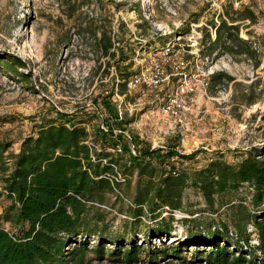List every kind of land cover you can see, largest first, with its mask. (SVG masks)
Instances as JSON below:
<instances>
[{
    "label": "rangeland",
    "instance_id": "1",
    "mask_svg": "<svg viewBox=\"0 0 264 264\" xmlns=\"http://www.w3.org/2000/svg\"><path fill=\"white\" fill-rule=\"evenodd\" d=\"M83 2L84 7L70 16L71 5ZM244 7L254 10L257 21H241L240 35L257 49L259 66L255 67L253 60L244 54L201 56L204 36L201 28L208 27L214 39L215 29L209 23H219L220 13ZM89 22L100 31L112 25L119 35L125 34L123 45L126 49L133 48L129 54L136 71L169 42L175 44L174 57L188 61L187 72L196 89L179 98L175 113L163 110V98L180 83L177 76L159 88H126L119 93L123 101L113 94L114 104L127 121L125 141L134 153L147 146L166 149L169 145L186 154L198 151L194 159L181 161V168L192 169L201 168L216 157L235 164L253 147L264 152V0H0V56L23 61L25 65L19 72L31 75L29 80L19 77L0 58V140L12 143L9 152H18L23 139L35 134L40 123L65 121L57 112L75 114L76 121L90 120L88 129L92 133L98 126L106 130L108 124L115 126L112 118H106L107 114L104 119L96 113L95 100L103 92L111 91L114 85V91H118L116 87L121 78L114 66L107 74L106 58L92 51L90 38L81 39L78 35L80 25L87 26ZM98 60L103 65L96 69ZM166 69L171 71L169 66ZM226 75L233 76L234 80L227 83ZM212 76H215L213 80ZM251 84L255 86L249 88ZM253 98L257 101L248 104ZM102 147L97 143L98 149ZM109 150L115 152V149ZM123 175L120 172L116 178L124 180ZM131 179L130 184H123L119 191L108 194L105 204L101 205L106 213L108 229L105 227V230L123 232L125 223L130 222L136 172ZM0 192H3L1 222L4 209L11 203L1 177ZM253 192L251 184L244 183L238 191L226 195L218 213H201L212 217V225L227 222L232 227L225 213L228 205L224 203L232 200L250 205ZM184 198L193 209L206 208L202 194L193 187L186 189ZM174 214L179 220L174 221L175 230L167 240L171 246H180L188 231L206 234V228H198L189 221L191 216L187 212ZM168 215L163 212V216ZM182 218L188 221L183 223ZM155 224L150 214L137 221L130 234L138 245L147 247L164 242L161 236L148 237V231ZM4 225L15 230L10 223ZM83 239L82 236L75 238L67 245L66 252L69 254ZM130 242L122 243L129 246ZM97 245L98 237L92 235L84 264H122L109 252L115 244H106L107 252L102 258L95 251ZM180 247L189 258L196 248H203L190 243Z\"/></svg>",
    "mask_w": 264,
    "mask_h": 264
},
{
    "label": "trees",
    "instance_id": "2",
    "mask_svg": "<svg viewBox=\"0 0 264 264\" xmlns=\"http://www.w3.org/2000/svg\"><path fill=\"white\" fill-rule=\"evenodd\" d=\"M84 5L85 2L71 5L69 15ZM233 11L220 13L219 23H209L215 29L214 39L208 27L201 28L204 32L201 56L244 54L257 67L260 64L257 49L240 35L241 21L256 22L257 16L250 7ZM120 24L124 26L125 23L121 21ZM93 25L90 22L87 26L80 25L77 33L81 39L90 38L92 51L106 58L104 69L107 74L115 67L121 78L116 89L123 93L127 79L137 72L129 54L133 48H125V34L119 35L112 25L101 31ZM0 58L10 72L31 79V75L19 72L25 65L23 61L7 56ZM98 63L96 69L103 65L101 60ZM233 80V76L226 75L227 83ZM101 83L103 86L104 82ZM254 86L251 84L249 88ZM114 90L115 85L107 94L103 92L100 100H95L96 113L104 119L107 114L106 118H112L115 123V126L108 124L107 130L98 126L92 133L88 129L90 120L76 121L75 114L57 112L65 121L40 123L35 134L23 139L18 152H9L12 143L0 140V177L11 201L0 222V264H84L92 235L98 237L95 251L99 257L106 255L107 243L115 244L109 252L122 264L264 262V152L253 147L235 164L216 157L205 166L192 169L181 168V161L194 159L198 151L186 154L169 145L166 149L147 146L134 153L125 141L127 121L112 100ZM256 101L253 98L247 103ZM115 129L120 132L115 133ZM97 143L103 146L102 149L97 148ZM109 149H115V152ZM120 172L124 174V180L116 178ZM135 172L136 190L130 206L132 218L125 223L123 232L109 231L101 205L105 204L108 194L119 191L123 184H130ZM244 183L251 184L254 189L251 204L228 200L224 203L228 205L225 213L233 226L229 227L227 222L212 225V217L201 212L218 213L226 195L238 191ZM188 187L202 194L205 209L196 210L187 205L184 196ZM2 195L0 192V199ZM164 206L168 209L164 210ZM164 211L169 215L163 216ZM176 211L187 212L191 216L189 221L207 230L205 235L186 232L180 246L190 243L203 247L196 248L190 258L184 255L180 246L167 243L176 227L174 221L179 220L175 217ZM146 214L156 222L148 231V237H164L160 245H138L130 234L133 226ZM181 221L185 223L188 219ZM5 222L15 230L8 229ZM249 225H253L258 234L256 245L251 244ZM78 236L85 239L76 243L69 255L66 247ZM125 240L131 241L129 246L122 243Z\"/></svg>",
    "mask_w": 264,
    "mask_h": 264
},
{
    "label": "built area",
    "instance_id": "3",
    "mask_svg": "<svg viewBox=\"0 0 264 264\" xmlns=\"http://www.w3.org/2000/svg\"><path fill=\"white\" fill-rule=\"evenodd\" d=\"M174 51L175 44L172 42L167 43L156 52L155 56L152 57L148 63L143 64L140 69L133 73L126 81L128 90L138 86L153 89L159 88L165 83H169L173 76L179 77L180 83L177 85L176 89L163 98V100H165L163 110L166 113H175L174 108L178 105L179 98L184 94L194 92L196 89L195 84L189 79L187 72L188 61L182 57L176 59L174 57ZM167 66L171 68L170 72L167 71ZM115 93L123 101L118 91ZM166 209H168V207H166ZM165 212L168 213L167 211ZM180 217H182V215ZM248 230L252 234L251 244H258V234L255 227L249 225ZM259 264H264V262L259 261Z\"/></svg>",
    "mask_w": 264,
    "mask_h": 264
}]
</instances>
